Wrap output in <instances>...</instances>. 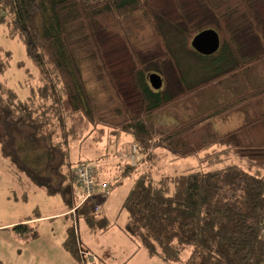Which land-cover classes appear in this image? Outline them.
Wrapping results in <instances>:
<instances>
[{"label":"trees","instance_id":"16d2710c","mask_svg":"<svg viewBox=\"0 0 264 264\" xmlns=\"http://www.w3.org/2000/svg\"><path fill=\"white\" fill-rule=\"evenodd\" d=\"M203 2L211 8L210 0ZM242 2L263 51L244 61L236 43H242L238 38L241 30L234 31V38L220 39L215 54L222 53V61L226 57L235 59L238 65L193 86L181 80L184 92L174 97L163 89L154 91L147 79L151 73L148 65L136 63L132 78L143 107L138 116H133L115 91L105 67L102 72L114 95L115 107L109 108L89 90L68 27L81 23L97 62L103 65L91 23L115 30L129 47L142 27L139 12L147 19L160 17L147 0H0V26L10 39L23 45L34 69L31 73L24 62H19L17 67L24 70L25 77L17 89L7 85L1 76L9 66L10 53L0 50V157L7 161L13 178L26 180L48 196L61 195L70 212L77 204L72 170L83 162L73 157L85 146L88 149L91 144L101 143L104 137L107 141L113 139L111 147L116 151L125 136L127 144L136 149L137 161L132 165L125 159L118 176L129 180L120 207L126 217L121 230L138 242L148 258H159L166 264H264V139L254 146L261 153L250 154L236 138L264 124V112L230 133L203 137L194 143L181 142L223 113L263 98L264 81L172 129L163 131L152 121V115L169 104L220 78L264 63L259 26L245 0ZM205 29L210 28H201L197 33ZM190 50L198 58H207ZM128 148L120 150L129 155L132 148ZM161 150L166 152L163 157L172 156L173 162L198 161L199 168L186 164L182 169L160 170L156 153ZM102 158L106 156L92 157L90 162ZM103 178L111 189L112 183ZM95 199L75 209L72 217L79 226L84 225L89 235L106 230L109 224L107 218L94 212ZM36 219H23L5 230L23 241L35 239ZM84 239L78 232L79 246L91 251ZM63 245L80 262L73 226L67 229ZM184 251L188 254L182 260Z\"/></svg>","mask_w":264,"mask_h":264},{"label":"rangeland","instance_id":"374dc122","mask_svg":"<svg viewBox=\"0 0 264 264\" xmlns=\"http://www.w3.org/2000/svg\"><path fill=\"white\" fill-rule=\"evenodd\" d=\"M147 1L160 17L152 16L147 19L139 12L142 27L129 47L115 30L107 31L97 22L91 23L103 65L97 62L81 23L75 22L68 27V36L79 55L81 72L89 90L97 93L109 108H114L116 102L102 72V66L105 67L118 96L133 116H138L143 107L132 78L136 63H145L151 73L159 74L164 80L162 91L172 97L184 92L181 80L186 81L188 86H193L237 66L238 62L230 57H226L224 61L220 60L222 53L201 59L191 52L190 42L201 28L216 30L222 41H227L229 37L234 38L237 30H241L238 38L242 39V43H236L244 61L255 58L263 51L259 38L253 33L251 23L246 17L242 0H210V9L205 6L203 0ZM245 2L264 40V0ZM0 50L10 53L9 66L1 79L17 89L18 83L25 77L24 70L19 69L17 64L24 62L31 73L34 69L28 63L23 45L16 39H10L3 26H0ZM258 81H264V63L220 78L206 88L169 104L154 113L152 121L163 131L172 129L189 118L223 105L247 91L249 87H255ZM263 112L264 97L223 113L186 136L181 142L194 143L203 137L230 133L253 121ZM123 137L117 145V152L111 147L113 139L107 141L104 137L101 143L91 144L88 149L85 146L73 157V160L80 158L82 163L95 166L98 179L106 182L103 178L106 177L112 183V188L108 190L104 200L97 198L99 196L94 200V207L101 205L99 216L107 218L109 224L106 230L92 233V241L86 240L85 243L88 246L93 243L89 252L97 257V264H100L98 256L105 259L101 264H166L159 258H148L138 242L121 230L126 217L124 212H120V207L127 193L129 180L118 177L126 163L125 157L128 156V151L120 149L129 150L128 146L134 147L127 144V137ZM236 138L248 153H261L254 146L260 139H264V124L246 130ZM162 151L156 153V157H160V160H157L160 170L169 172L187 167L186 164L199 168L198 161L173 162L172 156L163 157L166 152ZM102 156L106 158L90 162V158ZM75 197L78 202V194ZM65 211L67 205L61 195L48 196L24 179L15 180L7 161L0 157V264H79L64 248L67 229L76 223V229L82 238H88L89 233L85 232L87 230L83 224L80 223L79 226L78 221L72 218L74 215L68 216L66 214L70 212L63 213ZM55 214L60 215L50 219L41 218ZM26 218H37V238L23 241L16 238L11 231L5 230ZM187 254L186 251L182 253V260Z\"/></svg>","mask_w":264,"mask_h":264},{"label":"built area","instance_id":"2783aa9c","mask_svg":"<svg viewBox=\"0 0 264 264\" xmlns=\"http://www.w3.org/2000/svg\"><path fill=\"white\" fill-rule=\"evenodd\" d=\"M135 147H132V152L125 157L126 160L130 161L133 165L135 163ZM96 167L88 164L81 163L76 165L72 170V176L76 182V190L75 195L79 197V200L76 206L70 211L73 215L75 209L81 207L85 202L92 201L97 198H101V200L105 199L109 193L108 184L105 182H98V175L95 169ZM101 205H96L94 207L95 213L100 212ZM74 221V220H73ZM76 223H73L72 226L74 228V233L77 237V246H78V255L80 258V264H97V257L91 254L89 251H85L82 249V246H79L78 240V230L76 229Z\"/></svg>","mask_w":264,"mask_h":264},{"label":"water","instance_id":"95a60500","mask_svg":"<svg viewBox=\"0 0 264 264\" xmlns=\"http://www.w3.org/2000/svg\"><path fill=\"white\" fill-rule=\"evenodd\" d=\"M191 49L197 54L208 57L214 55L220 48V38L214 29H205L197 33L190 42ZM150 87L154 91L162 88V78L157 73H150L147 77Z\"/></svg>","mask_w":264,"mask_h":264},{"label":"crops","instance_id":"0c3cea01","mask_svg":"<svg viewBox=\"0 0 264 264\" xmlns=\"http://www.w3.org/2000/svg\"><path fill=\"white\" fill-rule=\"evenodd\" d=\"M63 213H67V211H65V212H63ZM63 213H61V214H63ZM56 215H60V214H55V215H49V216H46V217H41V218H49L50 219V217H54V216H56ZM89 237L87 238V239H84V241L85 242H90V241H92L91 239H90V235H88ZM66 238V237H65ZM87 240V241H86ZM92 244L93 243H91L90 244V248L92 247ZM69 253V252H68ZM72 256V255H71ZM99 257V262H100V264H101V262L102 261H105V259H103V257H100V256H98ZM105 263V262H104ZM79 264H80V262H79Z\"/></svg>","mask_w":264,"mask_h":264},{"label":"flooded vegetation","instance_id":"af4514ba","mask_svg":"<svg viewBox=\"0 0 264 264\" xmlns=\"http://www.w3.org/2000/svg\"><path fill=\"white\" fill-rule=\"evenodd\" d=\"M163 87H164V80L162 79V88L161 89H163Z\"/></svg>","mask_w":264,"mask_h":264}]
</instances>
